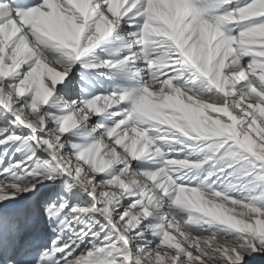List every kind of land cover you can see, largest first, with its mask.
I'll return each mask as SVG.
<instances>
[{"label": "snow or ice", "instance_id": "1", "mask_svg": "<svg viewBox=\"0 0 264 264\" xmlns=\"http://www.w3.org/2000/svg\"><path fill=\"white\" fill-rule=\"evenodd\" d=\"M0 264H264V0H0Z\"/></svg>", "mask_w": 264, "mask_h": 264}]
</instances>
